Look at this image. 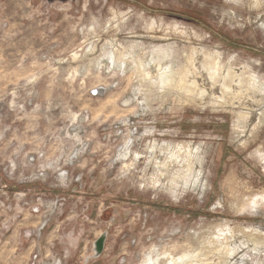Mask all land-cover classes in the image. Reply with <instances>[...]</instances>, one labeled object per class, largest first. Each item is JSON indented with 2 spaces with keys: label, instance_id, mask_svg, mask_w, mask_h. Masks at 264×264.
I'll list each match as a JSON object with an SVG mask.
<instances>
[{
  "label": "rangeland",
  "instance_id": "obj_1",
  "mask_svg": "<svg viewBox=\"0 0 264 264\" xmlns=\"http://www.w3.org/2000/svg\"><path fill=\"white\" fill-rule=\"evenodd\" d=\"M262 196L264 0H0V264H264Z\"/></svg>",
  "mask_w": 264,
  "mask_h": 264
},
{
  "label": "bare ground",
  "instance_id": "obj_2",
  "mask_svg": "<svg viewBox=\"0 0 264 264\" xmlns=\"http://www.w3.org/2000/svg\"><path fill=\"white\" fill-rule=\"evenodd\" d=\"M196 60H197V57H196ZM193 61H195V60H193ZM186 63H188V62H186ZM186 68H187V69H185L186 71L184 70V72H181L178 77H175L171 74L161 75V80H163L161 83H163V85L165 87L171 86L175 90L177 89L180 92L194 93L195 94L194 97H197V98L198 97L204 98L207 96V98H210V100H211V98L214 99V97L218 96L219 99H223L224 101H230L233 103L235 101L241 100L243 97H245V98L249 97V94L250 95L252 94V96L254 95L253 94V88L252 87L243 88V86L241 85V81H239L238 78L234 77L233 83L231 85L227 84L226 78L229 79V77L232 76V73L230 71H227V72L224 71V74H223L224 80H221V82H219L217 80L218 75H219V71H220L219 65H216V67H212L211 70L209 69L210 74H209V76H207L206 80H204V72L206 70L205 68H201V67L197 68L193 62H191L190 66L186 67ZM218 85L222 86L221 87L222 92H220V93H218L215 90V88ZM255 89H256V87H255ZM207 102H208V100H207ZM185 148H186V146H185ZM254 203H255V207L261 206V204L263 205L264 204V196L256 198ZM212 249H213V247H212ZM201 253H202L201 250L198 251L197 253H195L194 256H189L190 253H186L185 255H183L181 257L180 262L182 264H213L215 262L212 260V257H209V254L211 255L212 251L207 250V253H206L207 256H203V254H201ZM201 262H205V263H201ZM177 263H175V264H177Z\"/></svg>",
  "mask_w": 264,
  "mask_h": 264
},
{
  "label": "water",
  "instance_id": "obj_3",
  "mask_svg": "<svg viewBox=\"0 0 264 264\" xmlns=\"http://www.w3.org/2000/svg\"><path fill=\"white\" fill-rule=\"evenodd\" d=\"M106 235L100 236L94 243V253L96 257H100L104 250L106 244Z\"/></svg>",
  "mask_w": 264,
  "mask_h": 264
}]
</instances>
